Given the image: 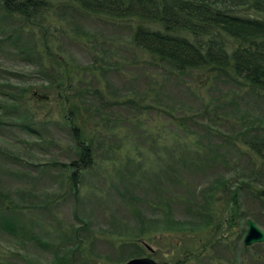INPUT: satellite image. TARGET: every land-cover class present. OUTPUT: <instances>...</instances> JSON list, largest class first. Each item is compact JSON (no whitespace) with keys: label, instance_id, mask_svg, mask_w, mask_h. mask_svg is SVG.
Listing matches in <instances>:
<instances>
[{"label":"rangeland","instance_id":"rangeland-1","mask_svg":"<svg viewBox=\"0 0 264 264\" xmlns=\"http://www.w3.org/2000/svg\"><path fill=\"white\" fill-rule=\"evenodd\" d=\"M48 15L42 34L38 21L0 24V82L8 84L0 92L22 93L17 104L3 103V94L0 103L28 110L0 109V148L19 158L0 163L10 201L7 210L0 202V264H120L139 256L264 264V245L242 242L248 219L264 231V199L256 196L264 193V161L247 145L264 139V92L216 69L176 75L157 66L132 40L134 19L77 13L66 3ZM70 109L87 128L93 163L77 168L74 180ZM223 180L236 185L228 208ZM214 185L207 203L221 229L208 231L203 213L193 218L201 191ZM177 222L198 228L189 234L174 229ZM213 239L220 244L207 246Z\"/></svg>","mask_w":264,"mask_h":264},{"label":"trees","instance_id":"trees-1","mask_svg":"<svg viewBox=\"0 0 264 264\" xmlns=\"http://www.w3.org/2000/svg\"><path fill=\"white\" fill-rule=\"evenodd\" d=\"M62 3L70 4L77 13L83 11L104 14L113 19H134L138 22L132 35L134 44L157 66L168 67L176 75L177 72L179 74L198 68H211L223 71L230 77L245 82L250 88L264 92V0H0V24L17 16L26 19L28 23L38 21L42 34L40 24L48 19L52 6L59 7ZM13 21L17 22V19ZM17 30L24 31L21 22ZM6 33L4 37L13 39L9 32ZM5 85L8 84L0 82L1 88ZM0 95L4 98L1 100L3 103L12 101L17 104L22 93L9 95L0 92ZM0 106H5L0 109L4 108L5 110L1 109L3 115L8 116L15 112L11 110H18L21 116L28 111L25 105L11 108H7V104ZM69 112L65 124L71 131L79 155L77 161L71 162V166L75 168L69 178L74 180L78 176L77 168L84 170L92 166V147L91 140L84 135L87 128L77 123L78 116L71 109ZM20 120L22 128L32 131L30 124L27 127L24 123L23 117ZM145 136L153 139L150 132ZM154 141L156 143L157 138ZM247 145L252 154L264 161V139L248 141ZM11 160L18 161L19 158L0 148V163H11ZM222 184L227 185L223 201L226 203L224 208H228L229 203L236 204V185L235 182L227 183L224 180ZM205 192L206 195H202ZM216 192L215 185L212 191L202 190L196 203L201 210L193 219L198 220L203 213L206 220L204 227L208 231H211L210 226L221 229L219 224L214 225L213 207L207 203L214 199ZM256 196L264 199L263 192L259 191ZM0 202L4 210H7V203L10 201L6 192L1 189ZM165 222L168 223V219ZM184 224L177 222L173 228L187 229L186 233L189 234L198 228L187 222ZM2 225L8 231H15L11 221H2ZM220 242L213 239L207 246L213 247ZM48 264L67 262L60 259Z\"/></svg>","mask_w":264,"mask_h":264},{"label":"water","instance_id":"water-1","mask_svg":"<svg viewBox=\"0 0 264 264\" xmlns=\"http://www.w3.org/2000/svg\"><path fill=\"white\" fill-rule=\"evenodd\" d=\"M33 95L38 99H48L47 95H39L37 92H33ZM243 245L244 246H250L255 243H263L264 242V231L252 220H247V228L246 232L243 237ZM148 249L151 251L152 248L147 246ZM120 264H167V263H157L153 259L147 256H141V257H133L130 258L124 262H121Z\"/></svg>","mask_w":264,"mask_h":264},{"label":"flooded vegetation","instance_id":"flooded-vegetation-1","mask_svg":"<svg viewBox=\"0 0 264 264\" xmlns=\"http://www.w3.org/2000/svg\"><path fill=\"white\" fill-rule=\"evenodd\" d=\"M145 247L148 249V247L145 245ZM150 252H152V250L150 251ZM140 257V256H139ZM147 257H150V256H147ZM151 258V257H150ZM152 259V258H151ZM154 261H155V259H153ZM185 260V259H184ZM156 262L157 263H167V262H161V261H159V260H156ZM184 262V261H183ZM167 264H169V263H167ZM177 264H182V262L181 263H177Z\"/></svg>","mask_w":264,"mask_h":264}]
</instances>
